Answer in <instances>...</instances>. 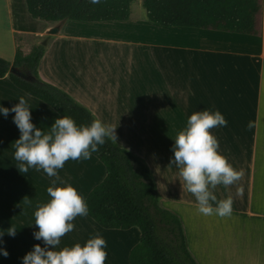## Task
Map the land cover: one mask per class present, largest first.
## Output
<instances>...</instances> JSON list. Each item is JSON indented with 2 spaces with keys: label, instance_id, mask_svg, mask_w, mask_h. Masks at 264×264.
I'll list each match as a JSON object with an SVG mask.
<instances>
[{
  "label": "crops",
  "instance_id": "1",
  "mask_svg": "<svg viewBox=\"0 0 264 264\" xmlns=\"http://www.w3.org/2000/svg\"><path fill=\"white\" fill-rule=\"evenodd\" d=\"M261 3L258 35L162 27L150 22L145 11L132 10L124 21H64L57 34L47 35V29L58 22L31 18L25 0H0V37L8 34L12 51V57H1L13 60L17 37L24 54L46 38L38 65L42 81L66 92L105 124L149 122L152 181L160 203L179 217L188 251L198 264H264V0ZM118 42L157 48L149 61V74L121 73V64L113 56L108 57L112 61H104L102 45ZM110 63L115 73H97L100 65ZM144 95L149 98L145 119L120 104L121 99ZM21 96L31 107L32 123L47 132L60 116L16 88L7 76L0 78V106L11 109ZM203 110H218L226 119V126L211 132L219 141L218 151L244 173L230 187L218 185L213 190L217 200L233 198L232 214L224 218L200 214L179 169L170 164L176 135L186 128L193 112ZM14 115L0 113V248L8 252L7 257L0 253V264H23V256L35 244L45 247L33 235L38 231L34 213L49 201L47 188L61 186L60 181L53 185L55 178L42 169L18 171L14 144L20 132ZM105 174L93 155L68 160L58 170L62 181L84 198ZM72 223L73 231L61 238L57 250L76 243L83 246L99 234L107 245L105 264H129V251L140 239L136 227L104 229L88 216H77ZM10 226L17 229L14 237L7 233Z\"/></svg>",
  "mask_w": 264,
  "mask_h": 264
},
{
  "label": "trees",
  "instance_id": "2",
  "mask_svg": "<svg viewBox=\"0 0 264 264\" xmlns=\"http://www.w3.org/2000/svg\"><path fill=\"white\" fill-rule=\"evenodd\" d=\"M132 0H25L31 18L60 21L102 22L128 20ZM146 18L162 27H190L238 34L260 33L261 0H141ZM17 37L14 58L0 57V78L34 97L60 117L70 116L77 126L96 118L63 90L42 81L38 65L45 47L32 45L24 54ZM16 69L27 81L10 72ZM93 152L106 170L103 180L85 197L88 217L104 229L136 227L139 241L128 254L129 264H198L188 251L179 217L164 207L152 181L149 167L130 150L106 139Z\"/></svg>",
  "mask_w": 264,
  "mask_h": 264
},
{
  "label": "clouds",
  "instance_id": "3",
  "mask_svg": "<svg viewBox=\"0 0 264 264\" xmlns=\"http://www.w3.org/2000/svg\"><path fill=\"white\" fill-rule=\"evenodd\" d=\"M90 2L97 4L100 0ZM30 108L24 96L11 109L0 106V113L5 117L10 111L15 114L13 122L20 132L14 144V159L19 162L16 167L20 173H27L29 168L42 169L49 177L55 178L53 185L60 181L61 186L48 187L49 201L38 205L35 210L38 231L33 235L35 239L42 240L45 247L35 244L23 256V264H105L107 245L99 234L88 239L83 246L76 243L57 250L61 238L73 231L72 221L77 216H87L89 212L85 198L71 184L62 181L58 170L68 160L90 159L106 139L113 143L118 141L117 125L95 119L90 125L77 126L72 117L65 115L56 118L45 132L32 123ZM226 125V119L218 110L193 112L187 119L186 128L179 131L174 139V156L170 164L179 169L184 187L193 194L197 211L204 216L224 218L232 214L233 198L228 196L217 200L213 190L218 185L230 187L244 175L242 169L234 168L218 151L219 141L211 132V129ZM16 231L14 226H10L7 233L14 237ZM0 243H3L2 239ZM0 253L8 256L3 248H0Z\"/></svg>",
  "mask_w": 264,
  "mask_h": 264
},
{
  "label": "rangeland",
  "instance_id": "4",
  "mask_svg": "<svg viewBox=\"0 0 264 264\" xmlns=\"http://www.w3.org/2000/svg\"><path fill=\"white\" fill-rule=\"evenodd\" d=\"M262 6V3H261ZM131 10L134 13L144 12V9L141 4V0H132ZM0 55L10 58L12 57V51H10V39L8 38L7 33H3V36L0 37ZM44 40V39H43ZM42 40V41H43ZM97 44H95L96 54H97ZM103 50L101 51L102 56L107 57L104 59L107 61H112L108 57H115L116 62L121 64V73L131 74L137 76L138 73L147 75L149 74L150 59L155 54L157 48H150L146 46L131 45L128 43H109L102 45ZM1 57V56H0ZM1 57L6 60V58ZM8 61V60H7ZM114 63V62H113ZM113 63L108 65H100L97 73H115L116 68ZM96 66L94 72L96 73ZM144 87H149V83L142 84ZM144 96H135L132 98H126L125 100L121 99L120 104L126 105L127 109L130 112H140L142 114L141 118L145 119L146 115L144 114L147 105H149V98ZM149 97V96H148ZM112 103V100L110 101ZM142 111V112H141ZM118 141L122 147L130 150L136 154L143 162L149 167L151 165V142H150V125L149 122H134L125 125L118 126L115 129Z\"/></svg>",
  "mask_w": 264,
  "mask_h": 264
},
{
  "label": "water",
  "instance_id": "5",
  "mask_svg": "<svg viewBox=\"0 0 264 264\" xmlns=\"http://www.w3.org/2000/svg\"><path fill=\"white\" fill-rule=\"evenodd\" d=\"M63 22H64V21H60V22H58L57 24H55V25L49 27V28L47 29V31H46V34H47V35H54V34H57V33L59 32L60 27H61V25H62ZM46 42H47V39L45 38V39L41 42V45L44 46V45L46 44ZM10 72H11V73H14V74L17 75V76L22 77L23 79H25V80H27V81H30V80H31V77H30V76H23V75H22L19 71H17L16 69L11 68V69H10Z\"/></svg>",
  "mask_w": 264,
  "mask_h": 264
}]
</instances>
